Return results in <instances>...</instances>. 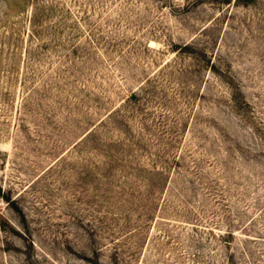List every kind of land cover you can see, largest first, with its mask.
Here are the masks:
<instances>
[{"label": "rangeland", "instance_id": "374dc122", "mask_svg": "<svg viewBox=\"0 0 264 264\" xmlns=\"http://www.w3.org/2000/svg\"><path fill=\"white\" fill-rule=\"evenodd\" d=\"M0 264H264V0H0Z\"/></svg>", "mask_w": 264, "mask_h": 264}, {"label": "trees", "instance_id": "16d2710c", "mask_svg": "<svg viewBox=\"0 0 264 264\" xmlns=\"http://www.w3.org/2000/svg\"><path fill=\"white\" fill-rule=\"evenodd\" d=\"M224 1H225L226 3H229V4H230V3H232L233 0H224ZM246 1H250V2H251V1H254V0H235V2H236V3H239V4H240V3H244V2H246Z\"/></svg>", "mask_w": 264, "mask_h": 264}]
</instances>
